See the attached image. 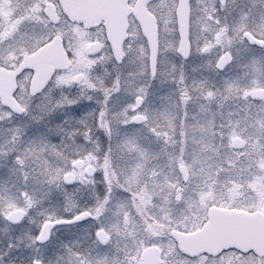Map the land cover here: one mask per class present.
<instances>
[{
    "label": "rangeland",
    "instance_id": "1",
    "mask_svg": "<svg viewBox=\"0 0 264 264\" xmlns=\"http://www.w3.org/2000/svg\"><path fill=\"white\" fill-rule=\"evenodd\" d=\"M176 7L177 0H159L152 7L159 24L156 77L150 75L147 41L137 25L132 24L125 48L126 63L119 70L126 71L128 75L118 85L116 99L112 102L114 106L112 104L110 108V112H114L116 126L113 127L115 140L112 144L111 168L109 172H100L96 180L102 184V189L100 197L91 202L94 204H75L65 196L62 182L70 166L66 158L58 167H54V164V168L48 169L49 172L41 173L40 183L52 182L50 189L32 183L31 174L29 180H25L29 173H23L21 167L31 170L35 160L49 156L43 154L42 146L49 143L50 138L44 127L30 125L26 121L23 137L18 134V126L5 138L8 149L5 155L0 154V219L5 223L0 264H33V259L40 260L42 264H142L141 254L150 245L160 248L162 264H175L179 257L174 251L172 232L179 229V225L180 230L198 226L204 216L201 210L203 207L207 209L211 201H218L220 196L216 194H220L218 189L221 185L228 187L229 202H234L236 196L241 194L239 170L233 157L216 153L210 146L212 141H218L222 147L229 146L233 133L226 134L223 130L219 133L220 126L215 124L211 105L216 103L222 113L223 98L213 88H216V76H228L220 78L228 82L225 92L248 100L251 88L264 86V49L252 46L242 38V33L249 30L258 39H264V0H228L225 8L228 17L218 0H192V53L189 60H183L176 51L179 43ZM230 24L234 28L232 34L235 32L231 37L238 38V41L227 38L226 29ZM4 41L0 36V52L5 51L8 63H13L28 46L21 44L15 49L5 48L2 45ZM226 51L230 52L232 62L225 70L231 74H215L217 63ZM94 64L97 66L94 67ZM115 65L109 50H106L97 59L87 58L76 62L74 69L98 68L113 74ZM258 70L262 71L252 76L242 74L249 71L254 74ZM214 75L215 78H212ZM138 96L143 97L140 112L144 115V123L136 129L132 125ZM64 113L67 114V111L61 116ZM6 117L13 119L7 113ZM30 117L27 108L26 115L21 119ZM56 118L57 115L49 112L44 122L51 123L54 132L60 131V128H55ZM163 145L164 151L161 149ZM9 152L12 156L7 154ZM24 153L31 164L26 162ZM107 155L108 152L102 155L101 160L108 159ZM90 158L92 160L89 161L95 159ZM175 158L176 167L185 165L191 179L190 184L186 185L179 174L172 190V180L164 177L166 170L171 169L167 166L168 160ZM260 164L264 176V157L260 158ZM167 173L171 175L170 171ZM202 182L206 185L198 188L196 199L200 202L197 205L200 211L196 217L176 219L168 211L160 215L162 206L158 200L164 198L167 208L170 205L174 207L177 198L183 202L184 198L190 196L189 188H197ZM208 183L210 192L215 193L212 197L208 196ZM104 185L108 188L105 189ZM193 191L191 197L194 196ZM143 194H149L155 205L148 202L143 204ZM55 195H63L65 204L59 205L54 200L49 203L50 199H56ZM247 199L261 202L264 206V193L258 198L244 196L243 201ZM18 208L27 209L28 216L22 224L12 227L7 224L6 218L9 212ZM56 210L63 212L65 219L89 210L93 220L83 225L56 227L47 243L38 244L36 239L44 222L61 217L56 215ZM99 229L112 237L108 247H101L95 242V233ZM198 263L215 264L204 258L199 259ZM181 264L188 263L181 261Z\"/></svg>",
    "mask_w": 264,
    "mask_h": 264
},
{
    "label": "flooded vegetation",
    "instance_id": "2",
    "mask_svg": "<svg viewBox=\"0 0 264 264\" xmlns=\"http://www.w3.org/2000/svg\"><path fill=\"white\" fill-rule=\"evenodd\" d=\"M158 1L159 0L150 2L148 4V9L156 19V25L159 33L158 18L152 11L153 5H155ZM136 2L137 0L127 1L131 12L128 16L129 29L128 39L126 42L129 40L130 29L133 23L137 25L143 38H145L140 24L133 12ZM227 4L228 0L225 1L224 5H220L223 7L222 9L225 10V16L228 17V14L226 13L227 10L225 9ZM177 7L175 16L178 27ZM258 8L261 9L260 7ZM262 9H264V7ZM192 19V0H190V37L191 29L193 28ZM233 31L234 28L230 24L226 29L227 38L229 41L234 39L238 41V38L231 37V35L235 33L234 32L232 34ZM245 33H249L256 41L251 42L249 37H245ZM0 36H2L5 40L2 43L5 48L15 49V46L21 44L28 45L13 61V63H8L6 61L5 51L2 50V52H0V68L6 72L15 71L27 57L52 44L59 48L60 53L57 54V56H65L64 58L66 61V64H57L55 62H51L49 64V67L52 70L51 76L47 82L39 88V90L32 88L34 78L36 76V70L34 68H26L18 73L15 79L16 87L12 95V99L23 109L22 114L14 112L10 107L6 106L0 98V154L5 155L8 145L4 142V140H6L5 138L11 134L13 129H16L19 126L18 134L19 136H22V133L25 131L26 121H29L30 125L34 124L37 127H44L46 134H49L50 138L49 143L42 146L44 149L43 154L49 156L40 157L37 161L35 160L34 163L31 164L30 162L28 163V157L24 153L26 156V162L28 165L31 164V170L26 167L22 169L21 167L23 173H29L26 176L27 179L25 177V180H29L28 176L31 174L32 183L50 189L52 182L47 181L42 184L40 183L41 173L47 172L49 168L52 169L54 167H58L66 158L70 166L63 176L62 183L65 188V196L69 201L75 202V204H94L91 202H94L98 199V197H100V190L102 189V184L96 180L98 179L100 172H109L111 168L110 162L112 159V144L115 140L113 134L115 130H113V127L116 126L113 121L114 112H110V108L113 104L112 102L116 99L115 95L117 94L116 90L118 85L122 84V81L126 79L125 75H128L126 71H119L126 63V52L123 62L118 64L114 59L111 45L108 42L105 22H96L92 26L86 27L83 22L72 21L68 18V16H66L60 0H0ZM242 38L243 40L248 41L252 46L264 49V39H258L251 31H244L242 33ZM126 42L124 43V51L126 48ZM106 50H109L112 59L116 64L113 74L102 72L98 68L97 70H94V68L88 69L87 67L78 70L74 69V64H76V62L87 58L97 59L98 57H101L103 52ZM231 62L232 61H230L229 64ZM95 66L97 65L94 64V67ZM225 68L223 70H217L214 73H224L227 75V73L230 72H227ZM261 71L258 70L254 74H251L250 71L249 73H242V71H240V73L252 76L258 72L260 73ZM156 75L153 77H156ZM226 77L228 76H216V80L214 81L216 88H213L215 91L217 90L220 98H223L222 113L219 112V107H217L216 103H212L211 110L214 112V116L216 118L215 124L220 126L218 127L219 133L221 134L223 131L226 134L233 132L231 134L232 139L230 141V145H226V147H222L218 141H212L210 146L216 153H223L224 155L228 154V157H233L234 163L237 164L236 169L239 170L238 185L239 191L242 195L238 194L236 199H234V202H229L230 197L227 193L228 187L223 188V185H221L222 187L218 189L220 190V194H216L220 196L218 201H211L207 209L203 207L201 210L204 216L200 224L198 226L195 225V227L192 226L186 229L182 228V230H180L181 225H179V229H176L178 231L192 233L201 228L207 221L208 210L212 206L226 210H241L248 213L261 212L264 214V206L261 202L255 203L249 199L243 201L244 196H254L255 198H258L262 193H264V176H262V167L260 164V158L264 157V96L261 99H257L251 95L254 90H264V86L251 88L248 93V100H244L240 96L238 97L237 94H233L234 96L231 95V98V96L228 95V92H225V85L228 82L224 79L220 80V78ZM262 77H264L263 74ZM212 78H215V75ZM139 98L141 99V103L137 108V100ZM231 99L232 101H230ZM142 103L143 97L138 96L135 99V113L132 125V127H135L136 129L141 128L144 123V115L140 112ZM27 108L31 117L22 120L21 118L26 115ZM66 111L67 114L64 113L61 116V113ZM49 112L58 116V118L55 119L54 124L56 129L60 128V131L54 132L52 130L51 123H44ZM6 113L11 115L13 119H8L6 117ZM137 115L142 116L141 123L135 122V117ZM235 139L240 140V142H238V148L233 145ZM162 143L164 144L163 140ZM212 144H214V147ZM161 149L164 151V145ZM107 152L108 159L101 160V156L105 155ZM7 154L12 156L11 152ZM90 157H95V159L93 158V161H89L92 160ZM176 158L174 160H168L169 165L167 166L171 167V169L166 170L164 177L172 180L173 187L172 184H170L172 190H174L175 184L178 182H176V176L178 177L180 174V167L185 166L179 164L176 167ZM77 161L82 163L81 166H74V163ZM54 164L56 166L53 167ZM90 168L94 169V176L92 177L87 174ZM186 170L188 173V180L183 182L186 185H189L191 176L187 167ZM167 171H170L171 175L168 174ZM68 174L74 175V179L71 183L65 181ZM254 179L256 181H254ZM204 185L206 184L202 182V184L198 187L196 186L197 188H189L191 192L194 190V196L191 197V192H189L190 196L188 198H184L183 202L181 198H177L175 200L176 203L174 207L167 204L170 205V207L167 208L165 206V202H163L164 198L162 201L158 200V204L162 206L160 215L168 211L171 212L176 219L184 216H187L188 218L196 217V213H199L200 211V208L197 207L200 202L196 199L198 196L197 194L199 193L198 188L204 187ZM207 186V189L209 188L208 196L210 195L212 197L215 193L213 191L210 192L211 189L209 187V183ZM106 188L108 187L106 186L105 189ZM207 189H205V192ZM212 189L215 191L217 190L214 187ZM55 197L56 199H50L49 203L54 200L57 201L56 203L59 205L65 204L62 201H66L63 195L59 197L55 195ZM141 198L143 204L144 202H148L150 205H155L153 198L149 194H143ZM137 200L138 199L136 197L135 201ZM18 209L24 210L27 218L28 210L22 208ZM51 211H53V209ZM54 212H57L56 215L61 216L56 220L64 219L63 216L65 214H63V212L59 210ZM146 218L149 219L150 217ZM91 220H93V216L92 218L79 223V225H83ZM7 224L12 227L18 226L16 224L9 223L8 220ZM4 225L5 223L3 224V220L0 219V254H2L4 250V237L2 236ZM99 230L95 233V242L101 247H108L112 241V237L106 233V236L109 237V241L106 245L101 244L96 237ZM172 238L174 240L173 232ZM152 246L158 247L157 245ZM260 250L261 247L259 246L256 249L248 251H242L238 248H229L217 256L204 254L191 258L186 256L184 252L178 248L176 243L174 245V251L179 257V261L175 264H181V261L188 264H199L198 260L201 258L212 260L215 264H264V255H260L258 253ZM159 256L161 259L160 264H162L163 258L160 248ZM34 260L35 259H33V264Z\"/></svg>",
    "mask_w": 264,
    "mask_h": 264
},
{
    "label": "water",
    "instance_id": "3",
    "mask_svg": "<svg viewBox=\"0 0 264 264\" xmlns=\"http://www.w3.org/2000/svg\"><path fill=\"white\" fill-rule=\"evenodd\" d=\"M63 10L69 19L77 22H84L86 27L92 26L96 22L104 21L106 24L108 41L111 44L112 52L117 63L121 64L125 54L123 45L128 38V16L131 12L127 5L128 0H60ZM154 0H137L133 9L142 32L147 39L150 50V69L151 75H156L158 60V30L154 16L148 11L147 5ZM226 0H220L225 4ZM50 14V13H48ZM177 19L180 35L178 54L185 60L189 59L191 45L189 40L190 23V0H179ZM251 42L256 40L245 33ZM59 48L54 44L40 49L37 53L27 57L20 67L12 72H6L0 68V98L2 102L10 107L14 112L22 114L23 109L12 99L15 91V79L19 72L26 68H34L36 76L32 88L39 90L50 78L51 68L49 64L64 63L65 56H57ZM231 61L230 53H225L219 60L217 68L223 70ZM251 95L254 98L261 99L264 96V90H254ZM139 107L141 99L137 100ZM135 122L141 123L142 116L137 115ZM239 139H235L233 145L238 148ZM77 161L74 166H81ZM93 168L87 172L88 176H94ZM180 173L184 181L188 180V173L184 166L180 167ZM74 179L73 174H68L65 181L71 183ZM26 216L23 210H14L8 216V221L14 224L21 223ZM92 217L89 212L77 215L69 221L46 222L37 238L38 243H45L50 239L51 230L56 226L67 223H79ZM98 241L106 245L109 237L104 231H98L96 234ZM174 239L178 248L188 257L194 258L202 254L217 256L229 248H238L242 251L256 249L261 250L260 255H264V214L261 212L248 213L241 210H226L212 206L208 210V219L204 225L193 233L181 231L174 232ZM159 248L150 246L142 253V264H160ZM34 264H41L35 261Z\"/></svg>",
    "mask_w": 264,
    "mask_h": 264
},
{
    "label": "trees",
    "instance_id": "4",
    "mask_svg": "<svg viewBox=\"0 0 264 264\" xmlns=\"http://www.w3.org/2000/svg\"><path fill=\"white\" fill-rule=\"evenodd\" d=\"M65 219V218H64ZM66 219H69V218H66Z\"/></svg>",
    "mask_w": 264,
    "mask_h": 264
}]
</instances>
